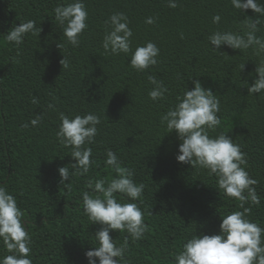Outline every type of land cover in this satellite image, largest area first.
I'll return each instance as SVG.
<instances>
[{
	"label": "trees",
	"instance_id": "obj_1",
	"mask_svg": "<svg viewBox=\"0 0 264 264\" xmlns=\"http://www.w3.org/2000/svg\"><path fill=\"white\" fill-rule=\"evenodd\" d=\"M70 2L0 0V186L7 187L24 213L33 264H88L85 253L98 246L95 234L101 225L88 220L82 196L91 191L89 179L117 175L105 163L109 149L122 167L133 171L134 182L145 185L135 202L150 231L139 240L127 231L110 232L117 246L127 238L131 264H174L186 238L219 234L222 215L242 211L238 200L218 189L215 175L177 161L182 141L161 125L160 117L194 88V80L220 100L221 124L210 136L228 133L246 154L243 167L258 181L253 187L260 203L249 201L245 207L251 209L248 218L264 228V92L248 91L260 57L252 49L242 52L226 45L217 51L208 40L216 30H239L243 20L257 14L251 9L240 13L231 0H177L176 8L168 0H83L88 27L74 47L54 11ZM116 12L130 21L132 52L148 41L159 47L157 65L137 71L130 66L131 53L105 51L106 21ZM216 15L219 24L213 23ZM148 17L155 23L147 24ZM259 19L257 35L264 37V16ZM28 20L36 22L40 35L26 34L19 46L6 41L13 26ZM64 56L70 62L67 69L60 63ZM149 75L167 86L165 99L149 98ZM89 112L101 119L95 142L85 145L92 148L94 163L87 174L65 182L71 184L69 190L58 169L76 161L56 135L59 115ZM37 114L43 118L32 126ZM115 195L118 202H130L125 194ZM7 254L0 243V256Z\"/></svg>",
	"mask_w": 264,
	"mask_h": 264
},
{
	"label": "clouds",
	"instance_id": "obj_2",
	"mask_svg": "<svg viewBox=\"0 0 264 264\" xmlns=\"http://www.w3.org/2000/svg\"><path fill=\"white\" fill-rule=\"evenodd\" d=\"M231 4L240 13L253 10L257 18H246L237 31L216 30L208 36V40L217 51L226 45L242 52L252 49L260 57L255 69L257 78L248 91L249 94H261L264 92V37L258 36L257 32L261 23L259 17L264 16V3L261 0H231ZM168 6L176 8L177 0H168ZM54 11L55 20L63 28V36L72 46L78 47L79 37L88 27V12L83 0H72L57 6ZM220 20L219 15L213 17V23L219 24ZM145 22L153 24L155 19L148 17ZM106 24L110 30L103 37L105 51L115 55L131 53L130 66L137 71H145L157 65L160 49L154 42L148 41L132 52L133 31L125 13L112 14ZM40 32L36 22L28 20L13 26L5 39L19 46L26 34L40 35ZM60 63L63 69L70 66L66 56ZM244 67L245 64L240 66L241 71ZM148 81L153 85L148 93L149 98L152 101L165 99L169 89L164 82L154 75H149ZM193 83L194 88L178 96L174 106L169 107L160 117L161 125L166 126L167 133L175 131L182 141L177 161L190 164L193 168L207 169L209 175H215L218 189L225 196L238 200L242 211L222 215L219 234L195 233L186 238L182 250L175 255L174 264H264V228L248 218L251 209L245 207L249 201L255 205L260 203L253 187L258 181L251 178L243 167L247 164L246 154L228 133L210 136V130H215L221 124L220 100L211 89L204 88L199 80ZM32 103H38L37 99L33 98ZM42 118L37 114L31 120V125H38ZM59 119L61 123L56 135L65 147L71 148L70 155L76 161L58 169L60 182L70 190L71 184L65 182L70 181L72 176L87 174L94 163L91 159L92 148L85 145L95 142L101 119L91 112L74 117L60 113ZM28 126L23 125L25 128ZM106 155V165L113 167L117 175L110 180L96 179L93 182L89 179L88 188L91 191H85L82 196V207L88 220L101 225L95 234L98 246L87 251L85 256L88 264H97V258L99 264H131L126 255L127 238L123 245L117 246L110 232L127 231L133 240H139L150 231V226L144 221L145 212L135 202L142 196L145 185L134 182L133 171L121 166L115 152L109 149ZM116 193L125 194L130 202H118ZM140 202L143 203L142 200ZM23 215L15 196L6 186H0V243L8 253L0 256V264H33L30 258L32 239L26 230L25 221H22Z\"/></svg>",
	"mask_w": 264,
	"mask_h": 264
}]
</instances>
